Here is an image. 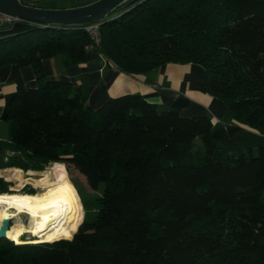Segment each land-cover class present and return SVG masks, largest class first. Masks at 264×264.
Returning a JSON list of instances; mask_svg holds the SVG:
<instances>
[{"label":"trees","instance_id":"1","mask_svg":"<svg viewBox=\"0 0 264 264\" xmlns=\"http://www.w3.org/2000/svg\"><path fill=\"white\" fill-rule=\"evenodd\" d=\"M119 10L100 21L98 46L84 25L0 37V67L30 65L39 82L12 98L0 170L20 181L55 163L78 203L76 187L100 192L70 238L4 239L0 264H264V0H128ZM90 47L131 75L200 64L227 120L131 93L94 109L82 85L44 80L43 59L80 64ZM12 184L0 175V193Z\"/></svg>","mask_w":264,"mask_h":264},{"label":"crops","instance_id":"2","mask_svg":"<svg viewBox=\"0 0 264 264\" xmlns=\"http://www.w3.org/2000/svg\"><path fill=\"white\" fill-rule=\"evenodd\" d=\"M44 8L62 9L86 5L87 0H23ZM31 22H16L0 28V37L31 28ZM44 80L61 79L82 85L84 101L91 108L101 107L109 98L140 94L157 103L159 110L178 111L182 116L207 115L227 120V105L210 95L205 86V70L200 64L169 63L141 75L121 71L113 61L90 47L85 62L67 66L63 54L42 60ZM33 68L12 63L0 67V140L11 134L6 116L14 95L36 87ZM7 169H4V171ZM3 171V170H0Z\"/></svg>","mask_w":264,"mask_h":264},{"label":"bare ground","instance_id":"3","mask_svg":"<svg viewBox=\"0 0 264 264\" xmlns=\"http://www.w3.org/2000/svg\"><path fill=\"white\" fill-rule=\"evenodd\" d=\"M29 174H39L37 178H28L37 192L0 193V231L5 219H15L19 215H28V231L41 237L52 230L63 232L74 225L79 205L70 189L61 181L57 165L54 163L48 170L40 173L29 171ZM24 226L20 229L24 230ZM11 233L10 227L7 231L8 238L21 237L17 233Z\"/></svg>","mask_w":264,"mask_h":264},{"label":"water","instance_id":"4","mask_svg":"<svg viewBox=\"0 0 264 264\" xmlns=\"http://www.w3.org/2000/svg\"><path fill=\"white\" fill-rule=\"evenodd\" d=\"M87 1L91 2L74 8L51 9L27 4L23 0H0V11L31 23L44 25H84L89 22L106 19L109 14L120 9L128 0ZM12 221V218H7L3 222L2 230L0 231V240L10 239L7 237V231ZM32 237H36V235H32Z\"/></svg>","mask_w":264,"mask_h":264},{"label":"rangeland","instance_id":"5","mask_svg":"<svg viewBox=\"0 0 264 264\" xmlns=\"http://www.w3.org/2000/svg\"><path fill=\"white\" fill-rule=\"evenodd\" d=\"M121 13V11L118 9L117 11H115V12H112L111 14H109L108 16H107V19H110V18H112V17H114L116 14H120ZM65 164V163H64ZM66 165H69V164H66ZM74 167V166H73ZM75 168V170L77 171V173L81 176V177H84V175L82 174V173H80L79 171H78V169L76 168V167H74ZM59 169V168H58ZM40 173V172H39ZM0 175L1 176H5V178L7 179V180H9V181H12V186H10V191H9V193H20V192H22V193H30L31 191H32V189H34V191H38L36 188H35V186H34V184L32 183V181H28V178H37L38 176H39V174H34V175H30L28 172H25V171H21V178L22 179H26L27 178V181L26 182H24L23 183V181H22V179L19 181V179H18V173H16V171H13V169H7V170H3V171H0ZM59 175H60V178L63 180V181H68V182H71L72 181V179H71V177H70V175H69V173H68V177H67V175H65V174H62L61 172H60V170H59ZM86 178V177H85ZM61 180V181H62ZM87 180V179H86ZM29 182V183H28ZM72 183H73V181H72ZM74 184V183H73ZM80 184V183H79ZM87 184H88V182H87ZM75 185V184H74ZM17 187H19V188H17ZM76 187V186H75ZM88 188L90 189V191L92 192V193H94V194H89V193H86L82 188H81V191H80V188H78V187H76V189L78 190V192H77V194H78V198H79V203H78V201H77V203H78V205H79V208H78V212H77V215H76V221H75V224L74 225H72V226H70V227H68L67 229H65L63 232H61V231H56L55 232V230H52V231H50V233L49 234H47V235H45V236H43V237H41L40 235H36V237H32V235H35L34 233H31V232H29L28 231V229L30 228V218H29V216L28 215H19L18 217H16L15 219L13 218V221L11 222V226L13 225V233H11V234H15V233H17V234H19L21 237L20 238H16V237H12V238H10L11 240H13L14 242H16V243H22V240H24V242H27V243H35V242H38V241H54L55 239H59L60 237L61 238H70V236H72V234L74 235L75 233V231L77 230V228H78V226L81 224L82 225V223L84 222V218L87 216V214L90 212V210L89 209H91V212L93 211V214H92V216L90 217V218H88V219H91L93 216H94V214H95V212H96V210H95V202L98 200V198L100 197V192L99 191H94V190H92L90 187H89V185H88ZM76 190V191H77ZM97 196V197H96ZM93 197H96L95 198V200H94V204H93V209L92 208H90L89 207V204H87V206L89 207H87V206H85V204H86V202H85V200H87L88 202H92V198ZM76 199V198H75ZM87 202V203H88ZM80 216H82L81 217V221H80V223L76 226V224H77V220H78V218L80 217ZM22 225H25L24 227H26L24 230H21L20 228H21V226ZM80 225V226H81ZM10 226V227H11ZM77 227V228H74V227ZM80 226H79V228H80ZM23 227V228H24ZM74 228V230H72ZM79 228H78V230H79ZM77 230V231H78ZM65 231H68L67 233L68 234H63ZM76 231V232H77ZM50 235V236H49ZM54 235V236H53ZM53 236V237H52ZM10 237H11V235H10ZM23 237H25V239H23ZM22 239V240H21ZM4 239H1L0 240V242L1 241H3ZM21 240V241H20Z\"/></svg>","mask_w":264,"mask_h":264},{"label":"built area","instance_id":"6","mask_svg":"<svg viewBox=\"0 0 264 264\" xmlns=\"http://www.w3.org/2000/svg\"><path fill=\"white\" fill-rule=\"evenodd\" d=\"M24 20L13 16L11 14L1 12L0 11V28L11 25L16 22H22ZM32 25H41L46 26L44 24H38V23H31ZM101 22L100 21H94L84 24L85 30L89 35V38L91 40L92 46H98L102 40V32H101Z\"/></svg>","mask_w":264,"mask_h":264}]
</instances>
